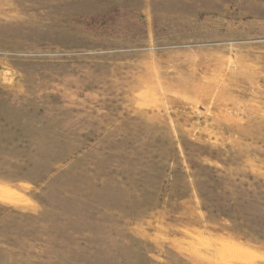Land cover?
<instances>
[{
	"label": "rangeland",
	"instance_id": "374dc122",
	"mask_svg": "<svg viewBox=\"0 0 264 264\" xmlns=\"http://www.w3.org/2000/svg\"><path fill=\"white\" fill-rule=\"evenodd\" d=\"M0 264H264V0H0Z\"/></svg>",
	"mask_w": 264,
	"mask_h": 264
}]
</instances>
